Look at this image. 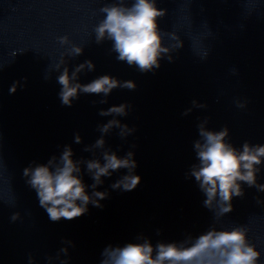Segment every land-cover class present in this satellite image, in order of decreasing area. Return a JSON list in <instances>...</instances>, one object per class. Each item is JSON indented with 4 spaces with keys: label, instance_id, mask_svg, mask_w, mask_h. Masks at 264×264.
<instances>
[{
    "label": "clouds",
    "instance_id": "clouds-1",
    "mask_svg": "<svg viewBox=\"0 0 264 264\" xmlns=\"http://www.w3.org/2000/svg\"><path fill=\"white\" fill-rule=\"evenodd\" d=\"M248 4L258 5L261 0H246ZM158 0H111L98 10L101 19L94 24L92 32L95 43L102 45L111 42L110 53H115L118 62L134 67L138 72L154 73L161 67V60L175 62L174 53L184 48V39L176 30L164 31L159 20L167 15L168 10L159 8ZM255 8L249 10V14ZM95 15V14H94ZM205 31L193 41V50L201 60H207L210 46L206 43L214 37L207 21ZM61 46H67L61 53L58 62L44 74V80L51 78L54 69L59 73L56 82L60 86L58 98L62 106L72 107L73 102L81 95L102 97L92 101V106L108 103V97L115 89L134 91L137 84L134 80H120L105 74L88 83H82L81 74L94 72L95 63L88 59L77 64L71 70L65 57H79L84 48L73 43L67 35L57 38ZM3 66H0V71ZM232 75H238L236 68L231 69ZM27 86V78L17 80L9 87V95H14L18 89ZM237 108L244 109L247 101L234 100ZM132 106L128 103L99 108L98 116L110 117L106 122L97 124L96 130L100 136L92 144H85L82 151L91 154V158L83 156L76 158L71 144H65L59 155H51L46 163L32 161L22 170L26 185L35 191L39 207L45 210L52 222L61 219L73 220L89 211V205L103 208L101 201L108 199L110 193L100 191L106 179H111L114 173H121L110 184L113 191L131 192L141 183V176L136 173L137 145L132 143L123 155L119 150H113L107 144L106 137L114 130L121 141L137 132L135 126H130L122 118L128 117ZM207 105L198 100L191 101L182 113L188 116L194 109H206ZM210 118L204 117L197 124L198 138L192 142L195 162L185 173V179H194L204 199L202 206L212 213V222L207 229L199 233L186 231L176 240L156 239L137 233L134 240L124 244H107L100 252L98 264H264L261 259L264 253L249 239V227L244 224H234L226 227L224 217L234 210L233 199H243L247 188L264 193V183L258 177L264 170V144H253L245 140L236 147L230 138L227 126L215 130L209 127ZM73 143H84L79 132L74 133ZM92 183L84 181V175ZM89 189L91 191H89ZM258 205H264V200L256 198ZM14 207V202L9 201ZM20 213L13 212L11 222L19 220ZM155 236H162V229L155 230ZM64 245L56 254L45 257L47 264H69V248L75 247L70 239H63ZM27 264H37L36 258L29 253Z\"/></svg>",
    "mask_w": 264,
    "mask_h": 264
}]
</instances>
